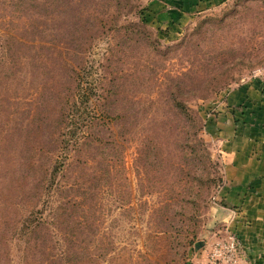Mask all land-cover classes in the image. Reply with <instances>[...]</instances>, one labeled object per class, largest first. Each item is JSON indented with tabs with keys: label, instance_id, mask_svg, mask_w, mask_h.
<instances>
[{
	"label": "rangeland",
	"instance_id": "374dc122",
	"mask_svg": "<svg viewBox=\"0 0 264 264\" xmlns=\"http://www.w3.org/2000/svg\"><path fill=\"white\" fill-rule=\"evenodd\" d=\"M260 89L264 0H0V264H264Z\"/></svg>",
	"mask_w": 264,
	"mask_h": 264
},
{
	"label": "crops",
	"instance_id": "0c3cea01",
	"mask_svg": "<svg viewBox=\"0 0 264 264\" xmlns=\"http://www.w3.org/2000/svg\"><path fill=\"white\" fill-rule=\"evenodd\" d=\"M251 89H253V88H250L248 90V92L246 91L247 89H245V88L240 89V92L238 90H234V91H232L229 94L228 100L229 101L234 100L233 98H235L237 95L239 96V93H240L241 99L244 100L245 98H248V99L251 100V98L253 97V96H251ZM257 92H258V95H259L258 105H259L260 109H263L264 108V97H263L264 92L262 93L261 89L258 90ZM250 103L252 105V100L251 101H247L248 105H250ZM255 103H256V100H255ZM228 104H230V102ZM237 141H238V139H236L235 142H232L231 144H228L230 149L232 147L234 148L233 152L228 154L229 157H232V160L229 161L228 166L231 167V173H233V174H237V173L238 174H240V173L243 174L246 168L245 167L240 168L239 164H241V163L244 164V162H245V163H247L246 165H249L251 163V154L252 153L248 152V150L245 151V152H242L241 150H237V149L235 150V144L237 143ZM256 154H257V157H258V163H257V167H255V168H257V170L259 172L260 169L264 168V151L263 152H261V151L259 152L258 151V152H256ZM255 158L256 157H254V159ZM259 159H260V161H259ZM258 172H256V173H258ZM258 202L261 203V200H258ZM249 204H250V202H249ZM257 204L260 207V204L259 203H257ZM254 205L256 206V204H252V206H254ZM261 214L262 215H258L257 216V220L259 221V222L258 221L257 222H258L259 225L255 228V231L258 230L257 231L258 237L263 239L264 238V211L261 212ZM248 219L251 221L250 223H253V218H249V216H248ZM248 224H249V222H248ZM248 230H250L249 232H251V233L254 232V228L253 227L251 228L249 226L247 230L243 229V233L248 231ZM263 249H264V246H263ZM262 253H263V256H264V251H262Z\"/></svg>",
	"mask_w": 264,
	"mask_h": 264
},
{
	"label": "trees",
	"instance_id": "16d2710c",
	"mask_svg": "<svg viewBox=\"0 0 264 264\" xmlns=\"http://www.w3.org/2000/svg\"><path fill=\"white\" fill-rule=\"evenodd\" d=\"M177 107H180V106L177 105Z\"/></svg>",
	"mask_w": 264,
	"mask_h": 264
}]
</instances>
